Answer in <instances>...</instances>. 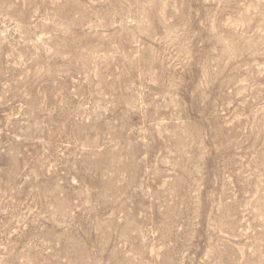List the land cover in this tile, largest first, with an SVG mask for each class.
Returning <instances> with one entry per match:
<instances>
[{
	"label": "rangeland",
	"instance_id": "374dc122",
	"mask_svg": "<svg viewBox=\"0 0 264 264\" xmlns=\"http://www.w3.org/2000/svg\"><path fill=\"white\" fill-rule=\"evenodd\" d=\"M0 264H264V0H0Z\"/></svg>",
	"mask_w": 264,
	"mask_h": 264
}]
</instances>
